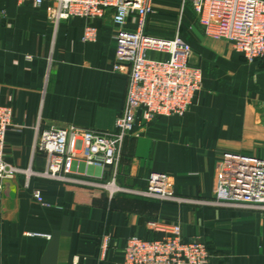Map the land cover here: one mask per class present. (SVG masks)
<instances>
[{
  "label": "crops",
  "instance_id": "0c3cea01",
  "mask_svg": "<svg viewBox=\"0 0 264 264\" xmlns=\"http://www.w3.org/2000/svg\"><path fill=\"white\" fill-rule=\"evenodd\" d=\"M152 4L144 31L190 43L203 71L201 90L183 116L137 122L115 167L74 161L71 175L84 182L1 178L0 264H125L128 236L160 238L150 224L170 222L180 225L183 240L206 243L210 264H264V211L178 205L97 185L114 177L119 187L144 190L156 171L172 192L210 198L224 152L264 157V59L247 61L229 43L206 36L195 18L189 21V2ZM45 9L0 0V105L12 110L4 159L36 170L44 166L33 151L36 133L69 124L112 129L127 86V75L112 68L118 27L109 12L55 27ZM85 25L95 27V41L82 40Z\"/></svg>",
  "mask_w": 264,
  "mask_h": 264
},
{
  "label": "built area",
  "instance_id": "2783aa9c",
  "mask_svg": "<svg viewBox=\"0 0 264 264\" xmlns=\"http://www.w3.org/2000/svg\"><path fill=\"white\" fill-rule=\"evenodd\" d=\"M45 5L53 26L72 17L100 18L110 13L118 27L112 68L127 75L125 100L114 127L109 130L83 128L74 124L49 126L34 138L33 151L41 153L40 170L18 167L4 159L7 131L12 126V110L0 105V179L22 175L26 181L41 177L58 181L84 182L72 176L74 161L88 166L115 167L125 138L137 122L146 125L158 116H183L201 90L203 71L193 60L190 43L179 35L158 37L144 31L146 18L154 12L153 0H18ZM190 3L195 20L211 39L229 43L247 61L264 59V0H181ZM133 25L130 27L129 25ZM96 39V29L85 25L82 40ZM150 54H161L154 58ZM94 185L97 183H93ZM110 192L127 190L153 196L164 202L215 208L264 211V157L240 152H224L215 173L210 198L179 195L171 191L165 174L151 171L144 190L119 187L112 177L98 183ZM33 196L47 205L38 190ZM163 232L160 238H126L125 264H210L211 253L199 237L183 240L178 223H151ZM109 236L104 238V246ZM73 264H77L74 260Z\"/></svg>",
  "mask_w": 264,
  "mask_h": 264
},
{
  "label": "rangeland",
  "instance_id": "374dc122",
  "mask_svg": "<svg viewBox=\"0 0 264 264\" xmlns=\"http://www.w3.org/2000/svg\"><path fill=\"white\" fill-rule=\"evenodd\" d=\"M184 10H186V8L184 9ZM185 12V11H184ZM190 14V19H189V21L190 22H192V19H194L195 18V14H194V12H193V9H191V13H189ZM150 57H154V58H161V57H163V55H161V54H150L149 55Z\"/></svg>",
  "mask_w": 264,
  "mask_h": 264
}]
</instances>
